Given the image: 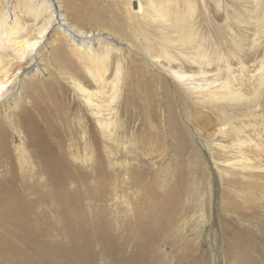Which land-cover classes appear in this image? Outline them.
I'll list each match as a JSON object with an SVG mask.
<instances>
[{
  "label": "rangeland",
  "instance_id": "374dc122",
  "mask_svg": "<svg viewBox=\"0 0 264 264\" xmlns=\"http://www.w3.org/2000/svg\"><path fill=\"white\" fill-rule=\"evenodd\" d=\"M43 1L47 13L39 11L36 20L24 10L26 0H10L9 12L23 31L0 42V82L6 89L0 99V264H264V184L250 186L261 183L250 174L264 173V162L255 152L248 155L255 169L228 168L226 162L236 156L233 137L220 140L213 129L203 130L212 119L207 116L211 106L198 103L238 74L256 78L264 67V0H137L139 22L129 20L131 0ZM157 2L163 5L161 20L151 8ZM5 3L0 0V11ZM98 9L100 17L93 11ZM53 15L61 20L46 31L36 51L40 65L33 68L30 57L21 58L18 43L38 38L43 21ZM184 21L190 22L188 33ZM58 23L93 40L77 43ZM187 34L211 55L215 64L205 79L212 83L202 80L204 69H185L186 56L194 55ZM92 52L109 56L107 82L119 65L121 91L115 100L128 87L130 66L165 91L176 135L165 147L170 152L166 163L137 164L121 156L137 153L133 130L127 135L113 131L107 139L100 134L98 116L75 88L81 84L88 93L100 89L84 70L82 59ZM230 57L235 62L227 66ZM148 58L158 67L153 69ZM167 59L177 62L170 65ZM65 64L78 66L82 77ZM170 68L187 70L195 80L176 83ZM194 84L205 92L192 93ZM74 100L80 107L74 116L84 129L65 134L54 115ZM240 101L237 107L224 101L216 109L242 117L246 110L239 105L245 100ZM82 112L91 122L82 119ZM102 118L110 116L103 112ZM260 123H253L256 143ZM247 125L229 119L227 134ZM154 171L161 177L154 179ZM148 207L165 218L143 230L139 222Z\"/></svg>",
  "mask_w": 264,
  "mask_h": 264
},
{
  "label": "bare ground",
  "instance_id": "6f19581e",
  "mask_svg": "<svg viewBox=\"0 0 264 264\" xmlns=\"http://www.w3.org/2000/svg\"><path fill=\"white\" fill-rule=\"evenodd\" d=\"M5 1H6L5 5L2 6L1 11H0V31H1L0 36H2L0 38V42L3 41L5 39V37L8 36V34L9 35H16V34H20L23 31V28L19 27V23L17 22V18L14 17L9 12L10 0H5ZM26 1H27V6L24 7V10L26 12L32 13L34 16H36V20L40 19L39 11H41V12L44 11V14L47 13L45 10H43L44 6H45V1H43V0H26ZM84 1H86V2L94 1L95 4L96 3L99 4L98 1H96V0H84ZM131 1L133 3H131V5H130V14L129 15L131 17L129 18V20L138 21L137 20L138 18L134 15L136 6L138 4L137 0H131ZM95 4L93 6H95ZM42 6H43V8H42ZM151 6H152L151 8L154 11L156 9V12H154V13L157 14V19L161 20L162 17L160 16V13H161L160 11L163 10V5L160 2H157V5H151ZM91 9H93V8H91ZM93 11L95 12V14L98 15V17H100L101 14L99 15V13H101V12L99 9L93 10ZM79 12L86 13L85 11H82V10ZM131 13H132V15H131ZM57 20H61V19L57 18V16H55V15L48 17V19L46 21H43V22H45V24H42L43 28L40 29V33H39L38 38H36L34 41H22V42L18 43L20 45V47H22V49H23V54H22L21 58H23L25 55L27 57H30L32 59V65H33L32 67L33 68L38 69L40 64L39 63L37 64V62H36L37 61L36 60L37 59L36 58V56H37L36 51L41 46V44L44 42L43 39L45 37L46 31L48 29H51ZM185 23H186V25H185ZM58 26L60 27V29H63L64 33L66 32L67 36H69L72 40L77 41V43L81 42L83 39L93 40V37L90 38L91 35L90 36L89 35L83 36L82 33L80 34V33L76 32L73 29V27L64 26V24H60V23H58ZM183 26H185V28H187V33H188V31L191 28L190 22L184 21ZM193 26H194V24H193ZM187 36L191 40L190 43H192V49L194 51V55L190 56V57L186 56V59L184 58L185 59L184 64L186 63L185 69H192L193 67L200 68L202 70L204 69L203 71H201V73L199 72L200 74H202V77L201 76L200 77L203 80V79L207 78V75H208L207 71L210 70L215 63L212 62V60H210L211 55L208 53L207 48H202L201 44L195 42V37H194V39H192L188 34H187ZM246 59H250V57L247 56ZM82 60L85 61V62H83V61L82 62L84 63L83 65H85L84 70H85L87 76H89L91 81L95 85L98 86L97 88H100V89H99V91L88 93V91L86 89H84V87H82L81 84H76V83H75L76 84L75 88H77L79 90V92L82 93V95L84 94L86 96L85 99L87 100V104H88L89 108L91 109V111L93 112V114L95 116H98L96 119H97L100 134H102L103 137L111 136L113 134V131L121 130V132L124 135H127L128 132L130 133V131L133 130L132 134H134V139H135V141H134L135 143L133 145V148L135 150H137V153L134 156H131L128 154H124L121 156H123L124 158L130 159V160H134L137 164L146 163V165H148V163L151 162L152 164L161 165V164L166 163L170 157V152L165 147H169V143L172 142V140L174 138H176V135L174 133H172V126H171V122L173 120L174 113L171 111V108L167 106V103H168L167 95H166L165 91L162 89V87L157 88V86L154 84L155 85V88H154L152 85L148 84L147 82H145L143 80L145 78H151V76H147V77L143 76L142 72L140 73V71L138 70V68L136 66H130V68H129L130 74L128 76L129 77L128 78V87H126L124 89V92L121 96V100L117 101V100H115V99H117L116 96L119 93V91H121L120 87H119V78H120L119 77L120 76L119 65L116 67L114 79L111 82H107L105 79V76H107L109 73V67L108 66L110 63V58L108 55L99 56L98 54H96V52H92L91 56L87 55ZM147 60L150 62L151 67L153 69L158 67V65L156 64V61H154V59L148 58ZM167 61L170 65H172V64L174 65L177 62V60H175V59H172V60L167 59ZM233 61H234V58L230 57V58L226 59L225 63L228 66V63H231V62L233 63ZM65 65L68 66V69L72 70L75 77H80V78L82 77L83 74L80 72V69L78 68V66H76L75 64H72V65L65 64ZM171 69L172 68H170V72L173 74V76H172L173 81L176 83H178V82L184 83V82H188L191 80H195V79H192L193 75H190V74L185 72V71H187L185 69H184L185 71H183L182 69H179V70H175V69L171 70ZM229 69L227 70L228 72H230ZM263 69H264L263 66L261 68H259L257 70L258 76L256 78L252 77L250 79L249 78L246 79L244 75H239L237 73L238 77H236V76L233 77L232 79L225 82L224 84L215 87L216 88L215 91L214 90H212L213 92L207 91L206 94H204L200 98H198L199 99L198 103L201 104L200 106H205L208 109H210V106H211V109H210L211 112L207 116L209 118H212V119L210 122H208V124H206L207 127L204 128L203 130L213 129L214 130L213 135L216 138H219L220 140L226 139L227 137H231V138L233 137L234 141H233V144L231 147H232L233 151L235 152L236 156H234V160L226 162L227 167L232 169V170H234L237 167H239V169L241 171L255 169L257 167L256 163L254 164L248 156L250 154H253L252 156H254L255 152L258 153L259 160L261 162H264V122H263L264 121V94L260 93V91L262 89L264 91V73L262 72ZM242 70L244 73V71H246L247 68L245 66H242ZM206 81L209 82V79ZM206 81H204V82H206ZM209 83H212V82H209ZM202 88H203L202 86L194 84V87L190 88L191 89L190 91H193L192 93H203L205 91H201ZM5 92H6L5 83L0 82V99H2L4 97ZM108 92H110V95L108 94ZM106 94L108 96H106ZM246 95H247V97H246ZM52 96H53V94H52ZM242 98L245 100V102L241 103L239 106L244 107V110H246V113L243 114L244 116H242V117H233L232 118V116L230 114H226V112H224L223 110L218 111V109H216V107L220 108V103L224 102V101L229 102L230 105L232 104L231 106L237 107L236 102L240 103L241 102L240 99L242 100ZM86 100H84V101H86ZM221 105H223V104H221ZM254 105H256V107H254V109L250 110L251 107H253ZM33 107H36L35 104ZM79 108H80L79 103L74 100L73 102L68 103V105H67V107H65L64 111H62V112H56L55 111L56 115H54V117L56 120H57V118L61 120V122L63 124L62 127H64L65 134H71L72 132L82 130L83 122L81 121L80 118H78V117L76 118L74 116V113L76 111H79ZM257 108H258V111L260 112L259 115L255 114L257 111L256 110ZM229 110H230V107H229ZM103 112H107V115L110 116V118L109 119H103L102 118ZM85 113L86 112H82V114H83L82 119L86 120L87 123L91 122L90 119L88 117H86ZM121 118H124V119L121 120ZM234 118L238 119V123L246 121L249 123V125L242 126V128L240 126H237L236 128L233 127V129H232L233 136H231V135L227 134V132H228L227 126L229 125V119H234ZM14 119H15V117L13 116V121H14ZM258 119H259V121H261V123H260L261 129L258 131V134H255V137H257V140H258V143H256L253 140L254 137H252L251 133L252 132L254 133L256 131L254 129L255 128L254 124L258 122ZM233 121H235V120H233ZM251 121L254 124L251 123ZM243 135L248 137V140L244 139ZM241 138L244 140H242ZM220 142H222V141H220ZM218 146L221 147V148L218 147L220 150L224 148L221 145V143ZM217 149L215 148V151L220 152V150H217ZM138 151H141V153H138ZM142 151H148L149 152L148 156H147V154H142ZM153 153H155L156 156H154V157L151 156V155H153ZM145 155L148 158H146ZM155 157L157 158V161H154ZM189 160H191V157H188V160H187L188 164H190ZM34 173H36V172L34 171ZM190 173L193 174L194 172L192 171ZM190 173H189V175H191ZM151 175H152V177H154V179H156L157 177H159V178L161 177L159 171H154V172H152ZM165 175H166L167 179H169V177L171 176V174L168 172L165 173ZM250 176L254 180L259 179L261 181V183H258V184L253 183L250 186H252L253 189H258L259 187L261 188V185L264 184V173L263 172L262 173H251ZM176 212H178V211H176ZM143 216H144L143 220H141L140 222L138 221L140 228L143 230L146 228H150L152 225H156V223H158L160 225V223H161L160 220H162V218H163L162 214H160L158 211L154 210L152 207H148L147 212ZM156 227H158V226H156ZM156 227L154 226L153 229H155ZM162 231H163V229H162ZM24 234H25V232H24ZM37 241L39 243L38 245L40 246L41 240L38 239ZM20 244H21V242H20ZM9 247H11V246H9ZM14 249H16V248H14ZM8 252H10V251L8 248H6V254H8ZM137 261H139V260H137ZM8 262H9V260H8ZM142 263H143V261L140 262V264H142ZM126 264H129V263L127 262ZM131 264H133V262Z\"/></svg>",
  "mask_w": 264,
  "mask_h": 264
}]
</instances>
